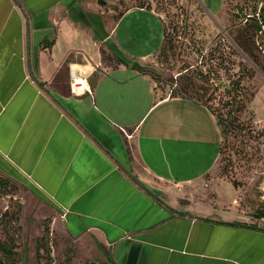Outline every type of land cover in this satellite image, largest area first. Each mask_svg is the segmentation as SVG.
Here are the masks:
<instances>
[{"label":"crops","instance_id":"crops-1","mask_svg":"<svg viewBox=\"0 0 264 264\" xmlns=\"http://www.w3.org/2000/svg\"><path fill=\"white\" fill-rule=\"evenodd\" d=\"M131 12L164 27L146 7L113 20L90 0H0V173L114 264H264V227L218 176L215 117L158 87L162 43L126 50Z\"/></svg>","mask_w":264,"mask_h":264},{"label":"rangeland","instance_id":"rangeland-1","mask_svg":"<svg viewBox=\"0 0 264 264\" xmlns=\"http://www.w3.org/2000/svg\"><path fill=\"white\" fill-rule=\"evenodd\" d=\"M90 1L113 20L132 7L162 19L164 27L150 14H124L117 37L134 28V42L125 43L129 52L155 51L162 43L146 64L158 87L198 100L228 127L218 176L234 185L250 221L264 210V0ZM257 220L264 225V217ZM0 241L10 251L0 249V264H97L102 258L93 236L75 235L61 212L2 173Z\"/></svg>","mask_w":264,"mask_h":264},{"label":"trees","instance_id":"trees-1","mask_svg":"<svg viewBox=\"0 0 264 264\" xmlns=\"http://www.w3.org/2000/svg\"><path fill=\"white\" fill-rule=\"evenodd\" d=\"M171 95H173L172 94V91H171ZM179 96H181V95H179ZM183 97H186V96H183ZM188 98H190V97H188ZM191 99H194V98H191ZM194 100H196V99H194ZM196 101H198V100H196ZM215 117L217 119L216 121H217L218 126L221 128V134L224 137L226 135L227 131H228V127L227 128H222V121H221V119L217 115ZM227 124H229V122ZM220 148H221V145L219 147V153H220ZM251 216L253 218H255L256 221H258L257 219L264 217V210H262V209L256 210L255 213L253 215H251ZM253 218H251V220L248 223H246V224L248 226H252L253 225L254 227H256L257 226V223H256V221ZM235 224H237V223H235ZM262 227H264V225H262ZM97 247L101 251V254H102V258H99V259L97 258L99 260L97 264H114V262L112 260V256L109 253H106L103 250V248L101 247V245H97ZM0 249L3 250V251H9V247L5 243H3L1 241H0Z\"/></svg>","mask_w":264,"mask_h":264},{"label":"built area","instance_id":"built-area-1","mask_svg":"<svg viewBox=\"0 0 264 264\" xmlns=\"http://www.w3.org/2000/svg\"><path fill=\"white\" fill-rule=\"evenodd\" d=\"M81 82L80 81H73V87L75 90L80 89L81 88Z\"/></svg>","mask_w":264,"mask_h":264},{"label":"water","instance_id":"water-1","mask_svg":"<svg viewBox=\"0 0 264 264\" xmlns=\"http://www.w3.org/2000/svg\"><path fill=\"white\" fill-rule=\"evenodd\" d=\"M97 1H98V3H100V4H104V3H105L103 0H97Z\"/></svg>","mask_w":264,"mask_h":264}]
</instances>
